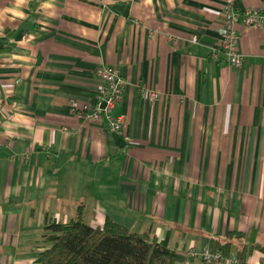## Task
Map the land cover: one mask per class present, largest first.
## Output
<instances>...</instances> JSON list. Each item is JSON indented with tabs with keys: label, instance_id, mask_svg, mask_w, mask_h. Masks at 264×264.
Masks as SVG:
<instances>
[{
	"label": "crops",
	"instance_id": "obj_1",
	"mask_svg": "<svg viewBox=\"0 0 264 264\" xmlns=\"http://www.w3.org/2000/svg\"><path fill=\"white\" fill-rule=\"evenodd\" d=\"M264 0H0V264H35L45 225L107 217L151 229L189 257L206 239L232 255L264 245V29L238 23L231 66L219 26ZM170 37L179 39L172 46ZM197 37L198 41H194ZM127 81L124 134L72 114L95 101L97 68ZM140 86L162 93L153 102ZM253 251L248 261L259 264Z\"/></svg>",
	"mask_w": 264,
	"mask_h": 264
},
{
	"label": "trees",
	"instance_id": "obj_2",
	"mask_svg": "<svg viewBox=\"0 0 264 264\" xmlns=\"http://www.w3.org/2000/svg\"><path fill=\"white\" fill-rule=\"evenodd\" d=\"M45 231L44 240L49 247L40 253L35 264H176L187 258L186 253L170 249L166 240L159 241L151 229L134 232L109 217L102 226L88 224L81 207L74 220L47 223ZM226 237L224 241L208 237L207 246L230 257L232 239H241L243 233L228 231ZM255 250L264 254V245H244L236 254V264H252L248 258ZM259 264H264V260Z\"/></svg>",
	"mask_w": 264,
	"mask_h": 264
},
{
	"label": "built area",
	"instance_id": "obj_3",
	"mask_svg": "<svg viewBox=\"0 0 264 264\" xmlns=\"http://www.w3.org/2000/svg\"><path fill=\"white\" fill-rule=\"evenodd\" d=\"M238 23H243L251 28L264 29V7L240 12L231 3H228L223 9L221 24L218 28L220 42L213 47L212 57L218 60L220 54L223 53L229 65L235 67L241 66L244 60V55L239 50L240 38L236 29ZM193 40L198 41L197 37H194ZM170 41L172 46H177L179 43V39L176 37H170ZM96 76L99 80V88L95 101L80 102L72 100L70 104L71 112L79 119L103 123L111 130L124 135V138L128 140L129 137L124 134V115L114 113L127 86L121 68L113 64H102L97 68ZM140 91L144 97L153 102L159 100L162 96L160 91L145 86H140ZM187 256L199 257L205 264H236L238 262L236 255L226 257L222 251H212L207 245L202 248L191 247L187 252Z\"/></svg>",
	"mask_w": 264,
	"mask_h": 264
}]
</instances>
